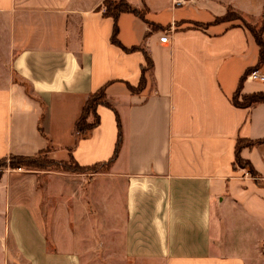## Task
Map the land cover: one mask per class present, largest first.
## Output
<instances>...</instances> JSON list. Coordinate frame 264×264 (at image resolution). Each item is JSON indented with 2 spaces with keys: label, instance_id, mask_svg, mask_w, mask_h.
<instances>
[{
  "label": "crops",
  "instance_id": "0c3cea01",
  "mask_svg": "<svg viewBox=\"0 0 264 264\" xmlns=\"http://www.w3.org/2000/svg\"><path fill=\"white\" fill-rule=\"evenodd\" d=\"M126 1L146 21L121 14L116 46L104 0H0V160L45 152L90 167L112 157L117 119L122 136L108 172L52 199L50 231L39 175L4 172L0 264H264V142L240 151L257 179L233 168L238 140H264V102L232 103L264 92L246 79L264 63L223 19L238 15L264 41V0ZM121 47L152 61L138 94L144 54ZM102 87L109 107L80 136Z\"/></svg>",
  "mask_w": 264,
  "mask_h": 264
},
{
  "label": "trees",
  "instance_id": "16d2710c",
  "mask_svg": "<svg viewBox=\"0 0 264 264\" xmlns=\"http://www.w3.org/2000/svg\"><path fill=\"white\" fill-rule=\"evenodd\" d=\"M102 5L104 8L103 16L110 17L114 20L113 32L111 36V43L113 45L119 46V43L117 40L118 27H117L116 20L121 14L131 13L137 17H140L144 21H146L145 9L140 10L138 8L132 7L129 3H127L126 0H104ZM223 19L239 21L241 25L253 36L256 44L259 47L258 65L263 64L264 63V41L261 38L262 28L255 29L253 26H251L250 24L242 20L238 15L230 13V12H228L227 15ZM150 26L152 27L151 24ZM121 48L125 52H134V51L139 50V51H142L144 54L146 65L141 67V78H140L139 85L137 87L129 86V90L132 94H138L139 91L144 87L146 83V76L152 70V66H153L152 61L150 57L148 56V54L139 47H132L130 49H126L124 47H121ZM255 70L256 69L250 70L248 71V73L255 71ZM262 102H264V92L252 94L249 96H244L242 97L241 101H238V93L232 98V103L236 107H248L253 104L262 103ZM101 105L109 107V105L106 102L105 87L100 88L98 91L92 94L85 102L84 107L82 109L81 116L75 125V130L78 133V135L85 137L91 130H93L98 125L99 119L96 113V109L98 106H101ZM117 125H118L117 141H116V145H115V149L112 154V157L108 161L99 163V164H96L90 167H81L78 164H76L73 160H69V162H73L76 168L80 169L81 171L96 172L95 169L98 167H103L106 171H108L118 156V151H119L121 141H122L121 129H120V124L118 122V119H117ZM261 142H264V140L263 141L238 140L235 145V158H234L233 168L236 169L237 167H239L242 169H246L251 177H253L254 179H257L258 175L253 170L250 163L248 161L243 160L240 157V151L242 148H252ZM45 156H46L45 152H42L34 157H23V156L11 155L7 158L0 160V180L6 170H19V169L44 170L45 168H47L46 166L47 162H46ZM51 161L61 166H64L66 164L65 161L64 162L54 161V160H51ZM62 170L68 171L70 169L69 167L68 169H66L65 167H62Z\"/></svg>",
  "mask_w": 264,
  "mask_h": 264
},
{
  "label": "rangeland",
  "instance_id": "374dc122",
  "mask_svg": "<svg viewBox=\"0 0 264 264\" xmlns=\"http://www.w3.org/2000/svg\"><path fill=\"white\" fill-rule=\"evenodd\" d=\"M45 159L47 162V168L44 170H22L36 172L39 175L38 183L42 187L44 193L43 218L46 229L50 231L53 225V209L56 205V201H52V199L59 195L65 199L68 194L78 187L75 186L76 184L80 185L82 182L90 180V176L93 174L106 173L108 171L103 167L96 168V172L81 171L76 168L73 162L66 161V164L61 166L51 161L47 155L45 156ZM62 167H65L66 169L69 167L70 170L63 171ZM48 243L51 247L49 239Z\"/></svg>",
  "mask_w": 264,
  "mask_h": 264
},
{
  "label": "built area",
  "instance_id": "2783aa9c",
  "mask_svg": "<svg viewBox=\"0 0 264 264\" xmlns=\"http://www.w3.org/2000/svg\"><path fill=\"white\" fill-rule=\"evenodd\" d=\"M192 3H194V0H173V5L175 7L185 6ZM160 42H166V37L160 38ZM246 79L264 83V73H260L259 71H252L246 75Z\"/></svg>",
  "mask_w": 264,
  "mask_h": 264
}]
</instances>
